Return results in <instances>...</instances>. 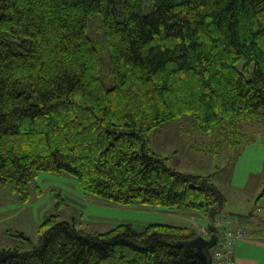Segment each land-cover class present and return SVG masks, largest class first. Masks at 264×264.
I'll list each match as a JSON object with an SVG mask.
<instances>
[{"label": "trees", "instance_id": "16d2710c", "mask_svg": "<svg viewBox=\"0 0 264 264\" xmlns=\"http://www.w3.org/2000/svg\"><path fill=\"white\" fill-rule=\"evenodd\" d=\"M183 117L206 134L264 117V0H0V186L22 202L38 172H67L87 193L201 210L216 227L227 199L213 175L150 145ZM59 217L33 250L1 248L0 264H203L183 245L193 226L84 233Z\"/></svg>", "mask_w": 264, "mask_h": 264}, {"label": "rangeland", "instance_id": "374dc122", "mask_svg": "<svg viewBox=\"0 0 264 264\" xmlns=\"http://www.w3.org/2000/svg\"><path fill=\"white\" fill-rule=\"evenodd\" d=\"M98 25L99 21L91 20L92 37L97 38ZM101 56L103 76L110 87L113 78L108 54L103 52ZM233 123L206 134L193 118H179L152 131L150 145L170 157V166L183 173L213 175L227 199L220 218L240 219L246 228L263 234L264 117ZM30 192V200L22 202L10 185L0 186V249L18 247L29 251L40 246L39 226L51 214H59L60 220L84 233L105 232L121 223H132L139 231L152 223L193 226L201 234L205 232L201 226L209 229V220L201 210H172L141 200L112 201L85 192L78 179L67 172H38ZM19 233H24L29 241H24ZM252 241L253 244L244 245L242 256L249 252L262 257L264 244L261 240Z\"/></svg>", "mask_w": 264, "mask_h": 264}, {"label": "built area", "instance_id": "2783aa9c", "mask_svg": "<svg viewBox=\"0 0 264 264\" xmlns=\"http://www.w3.org/2000/svg\"><path fill=\"white\" fill-rule=\"evenodd\" d=\"M215 225L218 227V241L213 247V264H236L234 259L235 242L238 236H242L244 231L239 229L235 231L232 227V221L228 218L217 220ZM209 235L208 229L203 232Z\"/></svg>", "mask_w": 264, "mask_h": 264}, {"label": "crops", "instance_id": "0c3cea01", "mask_svg": "<svg viewBox=\"0 0 264 264\" xmlns=\"http://www.w3.org/2000/svg\"><path fill=\"white\" fill-rule=\"evenodd\" d=\"M204 215L206 216L205 213H204ZM206 218H208V217L206 216ZM219 220H222V218H219ZM231 221H232V227L235 231H237L239 229H242L244 231L243 235L238 236L236 238V242H235L236 243L235 244L236 250L234 253V259H235L236 264H264V253L262 254V257L259 255H251V254H249V252L244 253L246 255L245 257H243L241 254V251L243 252L242 249H243L244 245L253 244L252 240H261L262 243L264 244V233L260 234L261 232L257 231L255 228L254 229H252L251 227L246 228V225H244L243 221H241L240 219L234 218ZM209 223H210V220H209ZM201 227H202V229H207L204 226H201ZM246 233H248V235H246Z\"/></svg>", "mask_w": 264, "mask_h": 264}, {"label": "water", "instance_id": "95a60500", "mask_svg": "<svg viewBox=\"0 0 264 264\" xmlns=\"http://www.w3.org/2000/svg\"><path fill=\"white\" fill-rule=\"evenodd\" d=\"M209 230L212 232L209 238H206L200 234L183 243L185 247H192L196 249L198 255L202 259L203 264H213L212 248L218 241L217 228L209 225Z\"/></svg>", "mask_w": 264, "mask_h": 264}]
</instances>
